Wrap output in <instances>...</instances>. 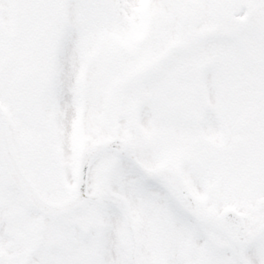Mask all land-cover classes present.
I'll return each mask as SVG.
<instances>
[{
  "label": "snow or ice",
  "instance_id": "snow-or-ice-1",
  "mask_svg": "<svg viewBox=\"0 0 264 264\" xmlns=\"http://www.w3.org/2000/svg\"><path fill=\"white\" fill-rule=\"evenodd\" d=\"M0 264H264V0H0Z\"/></svg>",
  "mask_w": 264,
  "mask_h": 264
}]
</instances>
